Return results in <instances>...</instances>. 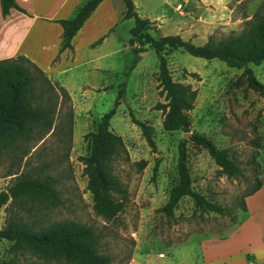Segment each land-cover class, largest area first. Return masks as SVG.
I'll list each match as a JSON object with an SVG mask.
<instances>
[{"label":"rangeland","instance_id":"rangeland-1","mask_svg":"<svg viewBox=\"0 0 264 264\" xmlns=\"http://www.w3.org/2000/svg\"><path fill=\"white\" fill-rule=\"evenodd\" d=\"M262 1L133 0L138 12L153 20L149 26L153 37L178 34L196 45L240 32ZM124 8L123 1L116 3L113 19ZM15 21L0 12V55L16 48L27 25L13 30ZM133 26V18L120 16L108 47L98 36L94 46L78 48L77 66L54 76L71 101L58 105L52 129L41 139L23 143L20 151L0 154V191L18 175H49L60 199L50 208L37 200L23 202L22 209L8 202L0 210V231L17 221L34 231L69 222L85 224L97 236L98 253L108 256L110 264H264V99L247 87L242 69L216 58L194 57L182 48H167L163 54L172 79L190 84L197 96L193 108L185 112L188 131L165 130L158 56L148 45L134 44L147 49L144 54L129 45ZM249 68L264 83V62ZM105 113H111L110 130L124 145L109 167L118 188L113 196L123 210L110 218L96 212L98 200L87 187L81 159L89 155V133ZM131 116L151 126L154 147ZM193 133L225 150L242 176L222 174L207 151L192 141ZM182 141L193 189L229 208L230 215L201 211L189 197L178 202L171 217L159 211L180 179L177 159ZM256 180L262 187L244 199L242 210L241 197ZM13 244L0 237V261L75 264L65 260L61 249L33 254Z\"/></svg>","mask_w":264,"mask_h":264},{"label":"trees","instance_id":"trees-1","mask_svg":"<svg viewBox=\"0 0 264 264\" xmlns=\"http://www.w3.org/2000/svg\"><path fill=\"white\" fill-rule=\"evenodd\" d=\"M102 0H86L71 18L54 20L62 27L60 52L72 50V38L82 27L84 21ZM126 6V18L134 19L130 29L129 45L135 51L134 44L148 45L158 56V81L166 102L160 105L163 111V128L167 131H188L185 112L191 110L197 91L190 84L172 79L163 52L167 48H182L186 53L206 60L219 59L229 67L242 69L241 76L246 78L247 87L264 99V83L258 80L249 65L264 62V0L257 8L252 19L245 21L244 28L229 36L213 39L196 45L180 35L153 37L149 33L150 21L141 18L135 11L132 0H123ZM2 16L16 9L27 14L16 0H0ZM195 75V74H193ZM71 101L69 93L58 82L52 81L35 63L23 55L0 60V154L22 150L23 143L41 139L52 129V117L63 102ZM132 117V121L141 131L150 146L154 147L151 126ZM111 113H105L97 123L96 130L90 132L91 149L82 157L84 172L88 177L87 187L98 200L96 212L106 218L114 217L123 210L113 193L118 189L116 181L110 176L109 167L114 156L123 148L119 135L110 130ZM69 125L72 113L69 114ZM190 138L207 151L219 166L220 172L227 177L242 176L240 168L229 158L225 150L219 149L209 138L193 133ZM177 168L179 182L170 190L167 202L159 209L165 216L171 217L178 202L183 197L194 201L195 207L204 212L218 215H230L229 208L208 199L192 187V177L186 163V145L182 141L178 146ZM53 178L49 175H18L12 185L0 191V210L8 202L18 205L29 200L45 203L48 208L59 201L53 188ZM262 187L260 180L241 197L242 210H246L244 199L253 196ZM13 228V229H12ZM0 237L13 241L14 247L25 249L33 254H45L46 249H61L67 262L75 264H110L108 256L98 253L95 243L96 234L90 226L69 222L58 227L34 231L21 221L14 222L0 231ZM0 264H18L14 261H0Z\"/></svg>","mask_w":264,"mask_h":264},{"label":"crops","instance_id":"crops-1","mask_svg":"<svg viewBox=\"0 0 264 264\" xmlns=\"http://www.w3.org/2000/svg\"><path fill=\"white\" fill-rule=\"evenodd\" d=\"M85 1L86 0H16L18 5L23 8L27 14L21 13L16 9H11L6 17L16 18V21L13 23V30H19L21 24L27 25L21 32L22 34L16 44V48L10 53L0 55V59L23 55L35 63L52 81L58 82L54 79V76L65 75L70 69L77 66L75 62L77 60L78 48L82 45L94 46L98 43L96 40L98 36H100L99 42L101 45L105 43V46L108 47L107 43L110 41L109 37L111 30L115 27V24L118 23L120 16L121 18H126L125 6L121 15L113 19L116 3H122L123 0H102L72 38L73 49H65L60 52L62 27L54 20L71 18L75 14L77 8ZM133 5L134 11L141 18H147L153 23V20L150 19L149 16L138 12L136 2H133ZM48 14L52 15L50 16ZM151 23L150 26L153 25ZM58 83L64 87L60 82ZM219 264L230 263L221 262Z\"/></svg>","mask_w":264,"mask_h":264},{"label":"built area","instance_id":"built-area-1","mask_svg":"<svg viewBox=\"0 0 264 264\" xmlns=\"http://www.w3.org/2000/svg\"><path fill=\"white\" fill-rule=\"evenodd\" d=\"M176 9L180 10L181 9V4L176 5Z\"/></svg>","mask_w":264,"mask_h":264},{"label":"water","instance_id":"water-1","mask_svg":"<svg viewBox=\"0 0 264 264\" xmlns=\"http://www.w3.org/2000/svg\"><path fill=\"white\" fill-rule=\"evenodd\" d=\"M147 51H140V54H144V53H146ZM187 135H189V134H185V136L184 137H186Z\"/></svg>","mask_w":264,"mask_h":264}]
</instances>
